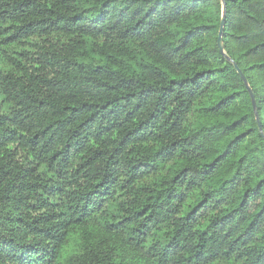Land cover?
<instances>
[{
    "label": "trees",
    "instance_id": "trees-1",
    "mask_svg": "<svg viewBox=\"0 0 264 264\" xmlns=\"http://www.w3.org/2000/svg\"><path fill=\"white\" fill-rule=\"evenodd\" d=\"M225 1L226 55L222 0H0V264H264V0Z\"/></svg>",
    "mask_w": 264,
    "mask_h": 264
},
{
    "label": "water",
    "instance_id": "water-1",
    "mask_svg": "<svg viewBox=\"0 0 264 264\" xmlns=\"http://www.w3.org/2000/svg\"><path fill=\"white\" fill-rule=\"evenodd\" d=\"M223 1V15H222V21H221V25H220V31H219V37H218V46L220 48V51L222 54L226 55L225 50H224V43H223V33H224V27H225V22H226V1ZM229 60H231L229 57H227ZM234 67L236 69V71L238 72V74L240 75V77L242 78V80L244 81L246 88L250 94L252 103H253V107L256 113V122L257 125L259 126L260 132L262 134V136L264 137V132H263V127L261 125V121L259 118V115L257 113V105H256V99H255V95L254 92L252 90V88L250 87L247 78L245 77V75L243 74L242 70L238 67V65L236 63H234Z\"/></svg>",
    "mask_w": 264,
    "mask_h": 264
}]
</instances>
